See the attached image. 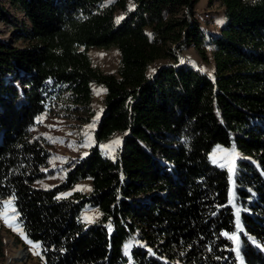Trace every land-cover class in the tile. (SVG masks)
<instances>
[{"label": "trees", "instance_id": "trees-1", "mask_svg": "<svg viewBox=\"0 0 264 264\" xmlns=\"http://www.w3.org/2000/svg\"><path fill=\"white\" fill-rule=\"evenodd\" d=\"M7 2L0 211L11 201L43 263L264 264V0H206L222 18L208 41L196 0ZM109 47L116 71L98 72L86 50ZM189 48L210 73L175 67ZM92 84L102 89L92 145L58 185L37 187L51 154L33 129L87 112ZM114 137L108 155L99 145ZM216 148L236 154L231 172L211 161ZM84 207L99 214L86 225Z\"/></svg>", "mask_w": 264, "mask_h": 264}, {"label": "rangeland", "instance_id": "rangeland-1", "mask_svg": "<svg viewBox=\"0 0 264 264\" xmlns=\"http://www.w3.org/2000/svg\"><path fill=\"white\" fill-rule=\"evenodd\" d=\"M9 8L7 0H1ZM194 15L200 24L202 33L208 41L219 28L221 23V8L217 4L207 5L206 0H196L194 5ZM10 11L18 18L21 16L13 9ZM12 27L0 22V37L12 41ZM16 46L21 43L14 42ZM86 54L91 66L101 73H115L118 63V55L114 47L109 48H88ZM200 71L210 73V65L203 62L195 55L192 48L186 49L181 54ZM152 69V68H150ZM102 100V89L95 84L91 85V97L88 110L85 113L72 114L67 116H43L37 127L33 129L35 135H41L48 143V150L51 154L48 166L45 170L47 176L43 180L36 182L40 188H52L58 185L64 178L67 170L72 168L73 163L84 156L88 148L92 145L91 133L95 122L99 117ZM61 115V114H60ZM118 137L100 144L99 147L109 149L108 155L115 148ZM113 152V151H112ZM214 164L228 172L233 169V162L237 159L232 150L216 148L210 155ZM85 182L75 184L73 190H84ZM72 191L65 192L68 194ZM98 212L93 209L83 208L80 219L86 225L93 222L98 217ZM5 219L8 223H5ZM0 223L2 227L3 254L0 255V264H44L38 242L29 241L15 224V217L10 205H3L0 211ZM11 225V226H9ZM26 251L25 258H19V253Z\"/></svg>", "mask_w": 264, "mask_h": 264}, {"label": "water", "instance_id": "water-1", "mask_svg": "<svg viewBox=\"0 0 264 264\" xmlns=\"http://www.w3.org/2000/svg\"><path fill=\"white\" fill-rule=\"evenodd\" d=\"M176 53H177V59H178V62H177V64H175V67H180V66L183 64L185 57H183V56H182L180 53H178L177 51H176ZM166 66H170V64H164V65H161L158 69H160L161 67H166ZM121 142H122V140H121Z\"/></svg>", "mask_w": 264, "mask_h": 264}, {"label": "snow or ice", "instance_id": "snow-or-ice-1", "mask_svg": "<svg viewBox=\"0 0 264 264\" xmlns=\"http://www.w3.org/2000/svg\"><path fill=\"white\" fill-rule=\"evenodd\" d=\"M116 143H118V141H117ZM10 203H11V201H5V206H7V205L10 204ZM14 211H15V209H13V212H14ZM5 223H8V220H7V219H5ZM9 226H11V225H9ZM29 243L31 244L32 242L29 241ZM235 251L238 252V249H235Z\"/></svg>", "mask_w": 264, "mask_h": 264}, {"label": "bare ground", "instance_id": "bare-ground-1", "mask_svg": "<svg viewBox=\"0 0 264 264\" xmlns=\"http://www.w3.org/2000/svg\"><path fill=\"white\" fill-rule=\"evenodd\" d=\"M25 256H26V251L19 253V258H23V257L25 258Z\"/></svg>", "mask_w": 264, "mask_h": 264}]
</instances>
